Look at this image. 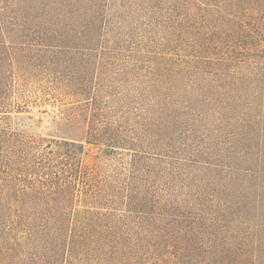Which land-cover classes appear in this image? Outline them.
<instances>
[{
    "label": "trees",
    "instance_id": "1",
    "mask_svg": "<svg viewBox=\"0 0 264 264\" xmlns=\"http://www.w3.org/2000/svg\"><path fill=\"white\" fill-rule=\"evenodd\" d=\"M140 1L158 20L139 41L152 49L154 98L138 125L153 152L139 154L98 101L63 107L56 143L0 130V264H264V225L248 221L264 191L236 177L245 162L249 179L264 177V0ZM109 2L0 0V31L90 51L116 30ZM84 144L132 155L105 174L99 156L84 163Z\"/></svg>",
    "mask_w": 264,
    "mask_h": 264
},
{
    "label": "rangeland",
    "instance_id": "2",
    "mask_svg": "<svg viewBox=\"0 0 264 264\" xmlns=\"http://www.w3.org/2000/svg\"><path fill=\"white\" fill-rule=\"evenodd\" d=\"M109 1V14L115 19L116 30L96 40V46L90 51L61 52L43 47L40 35L33 30L21 35L0 31V100L12 103L13 107L0 110L11 111L9 114L0 113V117H11V120H0L1 131L10 128L17 138L19 133L38 138L35 140H39L41 135L43 139L56 143L64 139L58 136L65 137L68 129L64 119L66 115L62 114L63 107H72L82 101L90 104L98 101L103 119L117 116L120 121H126V130L135 139V149L139 154L153 152L147 127L138 125L139 117L149 109L154 98L149 61L152 49L145 45L140 53L139 41L145 30H151L149 26L158 20L141 12L140 0H133L130 6L132 14L128 18L124 6L127 0ZM23 24L15 23V26L23 27ZM0 145H3L1 141ZM84 147L87 153L83 155L84 163L90 166L99 156L100 170L105 174L122 171L129 162L128 156L132 155L130 150L120 151L113 159L106 154V147L87 144ZM245 163L243 171L236 177L246 190L257 194L261 189L253 184L260 183L264 191V177L249 179L246 170L251 166ZM256 168L261 171L264 165ZM256 213L257 210L253 211L248 221L254 227L264 225V206L259 219L254 217Z\"/></svg>",
    "mask_w": 264,
    "mask_h": 264
}]
</instances>
